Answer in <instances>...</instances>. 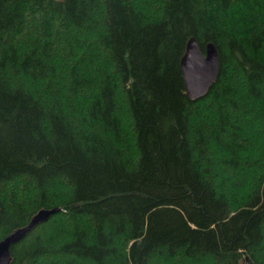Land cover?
<instances>
[{
    "label": "trees",
    "instance_id": "trees-1",
    "mask_svg": "<svg viewBox=\"0 0 264 264\" xmlns=\"http://www.w3.org/2000/svg\"><path fill=\"white\" fill-rule=\"evenodd\" d=\"M55 208L9 264H264V0H0V241Z\"/></svg>",
    "mask_w": 264,
    "mask_h": 264
},
{
    "label": "water",
    "instance_id": "water-1",
    "mask_svg": "<svg viewBox=\"0 0 264 264\" xmlns=\"http://www.w3.org/2000/svg\"><path fill=\"white\" fill-rule=\"evenodd\" d=\"M179 67L187 98L190 101L203 98L216 81L219 72V58L214 45L206 43L201 52L196 40L189 38L185 43ZM58 211V208L39 210L25 226L14 229L3 238L0 241V264L10 263V246L21 241L31 230L45 223ZM245 264L248 263L245 261Z\"/></svg>",
    "mask_w": 264,
    "mask_h": 264
}]
</instances>
